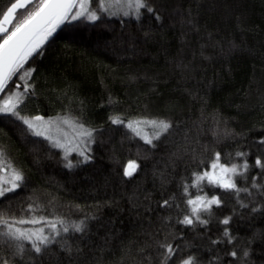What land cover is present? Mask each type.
Segmentation results:
<instances>
[{
	"label": "trees",
	"instance_id": "1",
	"mask_svg": "<svg viewBox=\"0 0 264 264\" xmlns=\"http://www.w3.org/2000/svg\"><path fill=\"white\" fill-rule=\"evenodd\" d=\"M13 2L0 0V19ZM149 5L159 9L161 21L145 11L140 21L105 15L94 24L66 23L26 62L24 71L34 70L27 79L35 95L21 115L77 118L98 131L91 161L78 164L80 157L70 155L76 166L69 169L58 148L0 114V161L25 178L0 201V214L56 216L69 223L87 218L83 235L62 233L42 257L25 242L20 260L0 238V259L8 264H72L62 243L81 249L79 264H160L157 242L179 249L170 264L189 256L196 264H264V190L252 187L253 177L264 186V170L255 166L257 157L264 160V0ZM34 6L18 10L15 22ZM233 42L239 47L229 54ZM20 75L8 82L0 101L23 91L17 88L24 83ZM117 116L123 125L111 123ZM139 120H166L173 127L150 145L125 126ZM216 153L222 164L250 165L246 177L235 178L251 193L241 192L239 202L234 191L214 188L207 179L193 186L194 173L212 171ZM129 161L138 167L126 177ZM198 195L218 196L222 205L201 213L207 224L179 223L190 214L187 199ZM165 200L169 205L161 207ZM30 204L40 210L29 212ZM226 217L231 244L220 223ZM234 250L237 257L230 255Z\"/></svg>",
	"mask_w": 264,
	"mask_h": 264
},
{
	"label": "snow or ice",
	"instance_id": "2",
	"mask_svg": "<svg viewBox=\"0 0 264 264\" xmlns=\"http://www.w3.org/2000/svg\"><path fill=\"white\" fill-rule=\"evenodd\" d=\"M96 3L93 8L92 4ZM35 6L31 11L27 12L19 23H16V14L18 10L24 9L26 6ZM145 11L152 14L156 21L162 20V15L159 14V9L149 5V0H15L2 13L0 19V93H4L8 87V82L12 78L23 71L20 79L24 81L23 85L18 84L17 88H23L22 92H12L3 101H0V114L10 115L17 120L22 121L27 126V130L34 136L43 137L53 147L59 148L64 153L66 161L65 167L71 169L75 167L68 157L72 153H76L80 163H88L91 161V145L95 143V136L98 131L96 128L86 127L83 122L77 118L58 117L55 120L49 118L47 121L43 116H28L21 115V108L27 102L30 96L35 95L33 85L28 81L32 69L24 71L26 62L29 61L33 54H40L41 46L49 39V37L66 23L71 24L74 21H87L89 23H97L106 15L109 17L120 16L122 18H134L140 21ZM189 15L191 12L189 11ZM189 23L192 21L189 20ZM123 23V19L121 20ZM9 25L10 27H5ZM145 35H148L145 33ZM211 38V34H209ZM238 45L234 42L228 49V53L238 49ZM223 51V49H222ZM113 125H123L124 121L120 117H110ZM149 124L157 129L154 138L142 137L146 144H153V139L159 140L163 135L167 134L173 125L166 120H146V121H129L125 126L130 129L135 135L140 136L139 125ZM65 127H70L73 131L71 139L68 138V133L64 130ZM260 143H264L261 140ZM154 146V145H153ZM2 155V154H0ZM238 157H245L247 154L237 152ZM220 161V153H216L215 160L211 163V172L205 171L202 174L194 173V185L200 187V182L207 179L208 184L214 188H220L224 191H234L237 194L239 202V194L248 192V189H241L237 186L236 177L245 176L250 165L247 160L242 165L232 164L231 166L222 164ZM255 166L264 170V160L257 157ZM138 165L135 161H129L124 167L123 175L130 177L137 170ZM22 172L12 168L10 165L5 167V164L0 161V201L7 198L8 194H15L17 189H20L24 182ZM256 178L253 177V188L264 190V186L258 185ZM184 191H188V186L185 185ZM186 204L190 207V214L185 215L179 223L183 225H194L195 223L207 224V220L201 219V213H211L213 206H221L222 200L218 196L207 197L196 196L195 199H187ZM169 201L165 200L161 207H167ZM241 208H247L248 205L240 202ZM39 205L28 206V211L31 213L39 211ZM259 209L253 208L252 212L256 213ZM94 219V217H93ZM85 220L69 223L63 217L32 215L28 218H17L15 216H6L0 214V238H3V243L7 247L14 249L13 256L23 260L25 253V242L30 244L32 252L38 257H42L48 251L50 245L57 243L58 238L63 239L62 233H79L83 235L87 229ZM231 217H226L220 223L225 225L224 237L227 243H233L234 237L228 229ZM27 226V227H26ZM213 244H218L220 241H212ZM61 248L66 253L72 264H79V256L81 249L73 248L72 245L62 243ZM158 249L163 250L160 264H170L174 254L179 251L174 248L171 243L157 242ZM143 249H141V252ZM232 257H237V252L234 250L230 253ZM250 255L249 250L243 251V259H247ZM147 259H151L150 257ZM0 264H8L6 258L0 259ZM180 264H196V258L189 256L181 260Z\"/></svg>",
	"mask_w": 264,
	"mask_h": 264
},
{
	"label": "rangeland",
	"instance_id": "3",
	"mask_svg": "<svg viewBox=\"0 0 264 264\" xmlns=\"http://www.w3.org/2000/svg\"><path fill=\"white\" fill-rule=\"evenodd\" d=\"M8 26L9 25H5V27H8ZM56 118H58V117H54V118H51V119L55 120ZM48 119L49 118H45L46 121ZM139 121H146V120H139ZM138 127H139V130H140V133H141V135H140L141 137L154 138L157 129H155L154 127H152L149 124H143V123H141ZM64 130L68 133V138L71 139L72 134H73L72 129L70 127H65ZM59 150L64 155L63 151L61 149H59ZM71 155H76L77 156L76 153H72ZM6 170H7V167H6Z\"/></svg>",
	"mask_w": 264,
	"mask_h": 264
}]
</instances>
